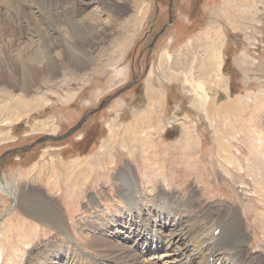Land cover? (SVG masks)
I'll return each mask as SVG.
<instances>
[{
  "label": "rangeland",
  "instance_id": "obj_1",
  "mask_svg": "<svg viewBox=\"0 0 264 264\" xmlns=\"http://www.w3.org/2000/svg\"><path fill=\"white\" fill-rule=\"evenodd\" d=\"M32 1L26 14L17 17L15 9L22 8L24 0L15 5L0 0V34L6 33L1 45L29 42L35 19L50 15L55 21L42 28L54 37L51 51L69 54L54 60L60 62L56 69L41 67L28 74L34 77L32 88L12 84L13 78H22L20 68L13 74L12 67H1L0 59V156L44 135L65 134L102 102L109 104L70 138L39 144L0 163V239L5 250L1 264H44L54 257L65 264L56 253L79 252V247L86 252L84 262L100 259L108 264L114 257L111 244L116 243L110 235H117L114 227L120 216H114L116 222L106 232L101 221L128 207L134 208L137 222L138 203L151 209L152 220L143 208L147 228L136 225L144 237L146 233L157 240L155 250L149 247L139 254L143 246L131 248L141 241L138 233L120 239V245L138 255V264H176L186 249L192 264H203L209 251L202 259L197 250L205 244L215 251L211 254L219 252L210 258L212 264H264V0H172L173 24L152 48L148 46L155 35L170 21L171 0ZM6 3L9 11L3 9ZM77 6L83 19L100 13L97 27H90L93 32L73 27L68 18L57 20L59 13ZM11 15L19 18L14 33L6 26L13 24ZM57 29H62L64 40ZM167 45L172 59L162 82L168 89L166 121L127 134L130 122L137 126L134 107L143 108L139 105L145 101V79ZM213 50L219 54L218 69L210 62L205 74L200 62ZM18 52L9 57L13 68ZM125 87L128 90L110 100ZM70 164L84 169L73 172ZM56 180L60 184L54 191L50 186ZM131 197L137 200L134 205ZM28 198L32 208L20 206ZM170 199L177 204L172 210L176 221L162 219L155 232L153 221L162 216L158 209ZM53 211L60 220L64 216L78 242L56 225L49 215ZM25 217L30 235L26 242L20 240L25 230L20 237L15 229ZM120 230L124 237L126 229ZM173 235L175 243L166 246ZM226 243L238 251H225Z\"/></svg>",
  "mask_w": 264,
  "mask_h": 264
},
{
  "label": "bare ground",
  "instance_id": "obj_2",
  "mask_svg": "<svg viewBox=\"0 0 264 264\" xmlns=\"http://www.w3.org/2000/svg\"><path fill=\"white\" fill-rule=\"evenodd\" d=\"M18 1L19 0H6V2H8V4H10V5H15V4H17L18 3ZM60 2H62V1H60ZM32 3H35L34 1H32V0H24V6L22 7V8H16L15 9V14H16V16L17 17H20V16H22V15H25L26 14V10L29 8V6H31L32 5ZM8 4L6 3V4H4V7H3V9H5V7L7 8V9H5L6 11H9V8H8ZM60 6L61 5H64V3H61V4H59ZM33 7V6H32ZM2 8V7H1ZM78 8H81V7H74V8H72V9H66V12H65V14H66V16H65V14L64 15H62V13H59L58 14V16L56 17L57 18V20H59V21H61V20H63V19H65V21H66V19L68 18V20L70 19V22H71V25L74 27V26H81V27H83V28H85V29H88V30H90V31H92L93 32V28L94 27H97L96 25H94V24H97L98 22H99V20H100V18L98 17V16H100V13L98 12V10H97V13H93V12H91V13H89V14H87V16L83 19L82 18V16H84V15H82L81 13H80V10L78 9ZM78 9V10H77ZM116 9V8H115ZM0 11H1V9H0ZM39 11V10H38ZM96 11V10H95ZM100 11V10H99ZM5 13V12H4ZM104 13H106V12H104ZM112 13V12H111ZM2 14V13H1ZM39 14V13H38ZM81 14V15H80ZM27 16V15H26ZM38 16V15H37ZM105 16H106V14H105ZM44 16H41V17H38V18H36L35 20H36V23H35V25H36V27L34 26V38H31V39H29V42H25L24 44H19L20 42H18V45H17V42H15V41H12V42H10L9 44H8V46H2L1 45V43L2 42H4V40H5V35H6V33H5V35L3 36L2 34H0V59H1V67H8V70L12 67V70H9V71H11L13 74H14V72H16V67H18V68H20V73L22 74V78L20 79V80H16L15 78H13V83L12 84H16V85H18V86H21L22 88H30V86H31V88L33 87V83H35L34 82V80H33V78H31V77H29L28 76V74H33V73H36V70H40V68L41 69H47L48 71H51V69H53V68H57L59 65V63L60 62H54V60L55 59H58V60H60L61 59V57L62 56H65V55H68L69 54V52H68V50H65V52H62V53H57V54H54L52 51H51V49H52V47L54 46V45H52V44H50V43H52L53 42V40H54V37L52 36V35H49V32L47 31L48 30V28L46 27V29L43 27L42 28V26H44V25H42L43 23H47L48 24V22H50L51 20H54L53 18L52 19H50V15H47L45 18H43ZM102 17V16H101ZM112 17V16H111ZM118 17V16H117ZM10 19H12L13 20V24H10L9 22H8V24L9 25H6V26H8V28H9V30L7 29V27H6V29H3V33L5 32V31H11L12 30V32L14 33L15 32V26H16V24H17V22H16V20H18V19H16L15 18V15H11L10 17H9ZM8 18V19H9ZM23 18V17H22ZM26 18V17H25ZM31 18V17H30ZM34 18V17H33ZM63 18V19H62ZM87 19H89V21H88V23H87ZM98 19V20H97ZM102 19V18H101ZM113 19V18H112ZM34 20V19H33ZM29 21V20H28ZM55 21V20H54ZM58 21V22H59ZM19 22V21H18ZM27 22V21H26ZM107 22H108V20H107ZM117 22V21H116ZM136 22V21H135ZM33 23V24H34ZM6 24V23H5ZM20 24V23H19ZM53 24V23H52ZM114 24H115V22H114ZM30 26V25H29ZM31 26H32V24H31ZM111 26V25H110ZM3 27V26H2ZM66 27H67V25H66ZM90 27L92 28V29H90ZM76 28V27H75ZM82 28V29H83ZM32 29V28H31ZM81 29V28H80ZM21 30V29H20ZM30 30V29H29ZM57 36L60 38V37H62V39L63 38H65V36L63 35V31H62V29H57ZM81 32V31H80ZM86 32V31H85ZM94 32H96V31H94ZM8 33H10V32H8ZM88 33V32H87ZM105 33V32H104ZM11 34V33H10ZM72 34V33H71ZM97 34V33H96ZM8 35V34H7ZM15 35V34H14ZM22 35V34H21ZM76 35V34H75ZM94 36V35H93ZM12 37V36H11ZM71 37V36H70ZM37 38V39H36ZM99 38V37H98ZM27 40V39H26ZM64 40V39H63ZM66 40V39H65ZM70 40V39H69ZM67 41V40H66ZM73 41V40H72ZM61 42V41H60ZM7 43V42H6ZM49 43V44H48ZM122 42H120V44H121ZM60 44V43H59ZM64 44H65V42H64ZM124 44V43H123ZM122 44V45H123ZM125 45V44H124ZM65 47V46H64ZM82 48V47H81ZM86 49V48H85ZM14 50H18L19 52V54H18V57H17V61H18V63H15V64H18V65H14V68H13V66H11V61L9 60V57H11L13 54H12V51H14ZM90 51V50H89ZM82 52V51H81ZM80 52V53H81ZM89 53V52H88ZM84 54H86V53H84ZM206 56H205V59H206V61L205 60H201V68H204V70H203V73H205V74H207L208 72H209V70H211V65H210V62H213V64H214V66L212 67V68H216L217 67V69H218V63H217V61H218V59H219V54L216 52V51H211V52H207L206 54H205ZM83 56V55H82ZM66 57V56H65ZM81 57V56H80ZM91 57H92V55H91ZM93 58V57H92ZM12 59V58H11ZM83 59V58H82ZM9 60V61H8ZM79 60H80V58H79ZM84 61V60H83ZM42 62H45L44 64L42 63ZM41 64V65H40ZM72 64V63H71ZM42 65H44V66H42ZM208 67L210 68L209 70H208ZM6 69V68H5ZM47 71V72H48ZM217 71V70H216ZM211 72V71H210ZM213 73H214V71H213ZM211 74H209L208 75V77L210 78V77H212V76H210ZM9 81V80H8ZM219 81V80H218ZM11 84V83H10ZM208 84V83H207ZM204 85V84H203ZM203 87V86H202ZM213 92V91H212ZM205 93V92H204ZM201 102V101H200ZM201 105V104H200ZM207 110H208V108H206ZM136 129V128H135ZM141 135V134H140ZM136 136H138L137 134H136ZM143 136V135H142ZM126 137V136H125ZM134 137V136H133ZM154 138V137H153ZM119 139V138H118ZM134 139V138H133ZM148 139V138H147ZM146 139V140H147ZM150 139V138H149ZM124 140V139H123ZM144 140V139H143ZM111 142H115V138H113V137H111ZM129 142V141H128ZM129 144H133V142L130 140V143ZM123 145V144H122ZM146 145V144H145ZM150 145V144H149ZM109 147V146H108ZM107 147V148H108ZM112 147V146H111ZM132 147V146H131ZM106 148V147H105ZM101 159H102V157H101ZM111 161V160H110ZM112 162V161H111ZM103 164V163H102ZM82 165V164H81ZM97 166V165H96ZM68 167H69V170H72V169H74L73 170V172H75V171H77V170H80V171H78V172H81V171H83V169L84 168H80L79 166H76V165H72V164H70V165H68ZM86 168V167H85ZM77 169V170H76ZM88 171H90V170H88ZM92 172V171H91ZM130 173V172H129ZM68 175V174H67ZM90 175H86V176H84V177H82L83 178V181L84 180H86V178H88ZM133 176V175H132ZM81 182L80 183V185L82 184H85V181L84 182ZM134 181V180H133ZM61 182V181H60ZM50 183V182H49ZM78 183V182H77ZM60 183H59V181L58 180H56V181H53L52 182V184H51V186H50V189H52V190H54V191H56V189H57V186L59 185ZM64 184H66V183H64ZM68 184H70V180H68L67 181V184L66 185H68ZM137 184V183H136ZM6 183H4V187L3 188H5L6 187ZM10 185V184H9ZM74 185H75V183H74ZM131 186V185H130ZM133 187H131V188H134V184L132 185ZM137 187V186H136ZM139 187V186H138ZM123 190L125 189V187H123L122 188ZM130 189V188H129ZM128 189V190H129ZM123 190H122V192H123ZM73 194V193H72ZM130 194V193H129ZM70 196V195H69ZM128 197V196H127ZM154 198V197H153ZM131 199H132V203H133V205L135 204V203H137V200L135 199V197H131ZM147 199V198H146ZM167 199V198H166ZM130 200V199H129ZM156 200V199H155ZM141 201V200H140ZM144 202V201H143ZM153 202V201H152ZM155 202V201H154ZM36 204V203H35ZM38 204V203H37ZM42 204V203H41ZM154 204V203H153ZM156 204V203H155ZM154 204V205H155ZM24 204H20V206H23ZM138 209H137V216H138V218H139V221H137V222H140L141 224H142V226L144 227L145 226V228H147V223H146V220L148 221V219L146 218H144V209L143 208H145V210L146 211H148V217H149V219L150 220H152V218L150 217L151 215H152V213H151V209L150 208H147L146 206H145V203L144 204H140V203H138ZM162 207H160L159 209H158V207H155V208H157L160 212H158L159 214H162V216L159 218L160 220L158 221L157 219L156 220H154L153 221V224H154V226L153 227H155V232H158L157 231V229H156V226H158V222H161V220L162 219H165V221H167L166 223H171V222H169L168 220L169 219H171V220H173V221H176V219H175V212L174 211H172L173 209H176V207H177V204H176V202L175 201H173V199H170V203L169 204H162L161 205ZM165 206L167 207V208H170V211L169 210H166L165 209ZM179 206V205H178ZM187 209L188 208H191V206H188V205H186L185 206ZM121 208V207H120ZM120 208H118L117 209V213H114V215H112V216H110L109 218V221L108 220H106V223H103V221H105L104 219L101 221V223H102V227H103V230L106 232V229H107V226H110L111 224H114V222H116V220H114L115 219V217H117V216H120V218L118 219L119 220V225H115V227H114V230H115V233L117 234V235H115L114 233H112L110 236H112V237H114V241H116V243L115 244H111V242H109L110 244H111V248H113V250H114V257L112 258V259H110L109 261H107V263L108 264H138V259H140V258H138V255H136L134 252H132L131 251V249L130 248H127L126 246H124V245H120V239H126V240H130L132 237V235H134V233H138V239H140L141 241H139L140 243H139V245H136L137 243H135V242H137V241H135L134 242V244L131 246V248H135V250H137L136 249V247L137 248H140L141 246H143L142 247V249H141V251L142 252H140L139 251V254H142V253H144L145 252V250H147L149 247L151 248V247H153V249L155 250L156 249V246H155V244L154 243H156L157 242V240L156 239H151V237H150V235L149 234H146L145 233V237L143 236V232L144 231H141L140 232V228L141 227H138L136 224H137V222H136V220H135V216H133V214L134 213H132V211H133V209H131V208H128V207H125V210L124 211H122V210H120ZM26 209V208H25ZM124 209V208H123ZM150 211V212H149ZM136 212V211H135ZM234 212V211H233ZM25 215V214H24ZM49 215H51V218H53L55 221H57V223H56V225L57 226H59V228H61L62 229V232L64 233V231L66 230V232L64 233L68 238H70V239H73V240H75L76 242H78V240H76L73 236H72V233H71V230H70V227H69V225H68V222H67V220L64 218V216H62V219L60 220V219H58L57 218V216L56 215H58L59 216V214H57L55 211L52 213V214H50L49 213ZM61 215V214H60ZM115 216V217H114ZM34 217V216H33ZM23 223H24V221H23ZM61 223H63V227H60V224ZM23 225V224H22ZM37 226H38V224H37ZM120 226L121 227H123V228H125L126 230H125V233H126V235L124 236V237H122V235H121V230L119 231V228H120ZM240 226V225H239ZM109 230V229H108ZM58 233V232H57ZM106 234V233H105ZM158 235H160L161 236V233H159ZM203 236V235H202ZM137 237V236H136ZM172 238H170V239H167L166 241H165V245L166 246H169L170 244L172 245V244H174L175 243V239L176 238H174V235L173 236H171ZM108 238V237H107ZM138 239H136V240H138ZM151 239V240H150ZM235 239V238H234ZM159 240H161L162 242L164 241V238H163V240H162V236H161V239H159ZM71 241V240H70ZM156 241V242H155ZM230 241V240H229ZM68 243V242H67ZM74 243V242H73ZM80 243V242H79ZM76 244V243H75ZM109 244V245H110ZM108 245V246H109ZM157 245V244H156ZM76 246V245H75ZM211 246V245H210ZM49 247V246H48ZM197 248V247H196ZM77 249V248H76ZM160 249V248H159ZM225 251H233V252H236V250H235V248H233V247H230V245L228 244V243H226V245H225V247L223 248ZM112 250V251H113ZM209 251L208 253V255H206V256H204V262H203V264H212L211 263V257H212V260H214L215 259V257H217L218 256V254H219V252L216 254V256H215V253H213V254H211L212 253V251H214L213 250V248H210L208 245H199V248H198V250H197V255H198V257L197 258H202L203 257V254L204 253H207L206 251ZM138 251V250H137ZM136 251V252H137ZM238 251V250H237ZM22 252V251H21ZM51 252V251H50ZM156 252V251H155ZM215 252V251H214ZM217 252V251H216ZM85 250H83L81 247H79V252H77V251H69V252H66V251H59V252H57L56 253V255L57 254H59V257H57V259L59 260H62L63 259V261L65 262V264H105L106 262H103L102 260H100V259H94V262L93 263H90V262H88V261H83V259H84V257L86 256L85 255ZM157 253V252H156ZM21 254V253H20ZM19 254V255H20ZM56 255H54V256H56ZM72 255L73 256H75V257H77V259H79V261L81 262V263H79V262H76L75 260H73V258H72ZM3 256H4V253H3V248H2V246L0 245V264L2 263V260H3ZM58 256V255H57ZM61 256H63L62 258H61ZM113 256V255H112ZM165 255H161L160 256V259L161 258H163ZM201 256V257H200ZM157 257V256H156ZM155 257V258H156ZM167 257V256H166ZM178 258H179V261L176 263V264H192V262L194 261L193 260V257L190 255V251H188L187 249L186 250H184V251H181L180 253H179V255L177 256ZM44 258V257H43ZM55 258V257H54ZM54 258L52 259V258H49V260L50 261H48L47 263L46 262H43L44 264L46 263V264H59V263H57V261H54ZM86 258V257H85ZM75 259V258H74ZM157 259V258H156ZM196 259V258H195ZM203 259V258H202ZM38 261V260H37ZM41 260L39 259V262H40ZM46 261V260H45ZM42 262V261H41ZM60 262V261H59Z\"/></svg>",
  "mask_w": 264,
  "mask_h": 264
},
{
  "label": "crops",
  "instance_id": "obj_3",
  "mask_svg": "<svg viewBox=\"0 0 264 264\" xmlns=\"http://www.w3.org/2000/svg\"><path fill=\"white\" fill-rule=\"evenodd\" d=\"M140 16V15H139ZM123 43L119 44V46L123 47ZM171 46L167 45V50L163 49L157 56L155 65L152 67V70L150 73H148L145 83H144V103L139 105L142 106L143 108H138V106L134 107V117L137 122V126H134L132 122H130V126L133 127H128L127 134H130V132H134L135 130L137 131L140 128H147L148 125H150V122H156V121H161L165 122L166 121V113H167V105L166 101L164 100V94H168V89L163 87L162 82L166 81L164 80V77H166L165 72H166V63L171 61ZM168 83V82H167ZM65 86V85H64ZM121 104H124L122 102ZM137 108V109H136ZM139 110L142 111L140 116H138ZM140 123V124H139ZM143 124V125H141ZM136 128V129H135ZM115 132L114 129H112L111 134ZM39 175V174H38ZM25 178L19 179L20 182L24 180ZM23 207H30L32 208V203L31 199L28 198L26 200V205H23ZM54 212V211H53ZM52 212V213H53ZM26 217L21 220V224L19 227H16L15 229H18L20 231V237L22 236V232L25 230L24 239H20L21 241L27 240L30 241V235L27 233V221ZM23 221H25L23 223ZM29 222V221H28ZM23 224V225H22ZM37 226V225H36ZM31 227L29 226L28 230ZM8 229V228H7ZM30 231V230H29ZM3 242V241H2ZM1 239H0V245L3 248V253L5 255V250L4 246L2 245ZM28 244V242H27Z\"/></svg>",
  "mask_w": 264,
  "mask_h": 264
},
{
  "label": "water",
  "instance_id": "obj_4",
  "mask_svg": "<svg viewBox=\"0 0 264 264\" xmlns=\"http://www.w3.org/2000/svg\"><path fill=\"white\" fill-rule=\"evenodd\" d=\"M169 8H170V10H169L170 21L168 22V24L163 26L161 28V30L155 35L154 39L152 40V42L148 46L149 48H152L156 44L158 38H160L164 34L166 29L173 24V20L174 19H173V1L172 0L170 2V7ZM129 87H125V88L121 89L120 91H118L117 93H115L110 100L119 97L122 93H124L126 90H128ZM108 104H109V101L102 102L98 108H96L95 110H92L89 114L84 116L79 121V123L76 126L72 127L65 134H62L60 136H53V135H50V134L44 135V136L38 138L37 140H35L30 145L8 150L2 156H0V163H2L9 156H15V155H18V154L27 153V152L31 151L35 146H37L39 144L46 143V142L58 143V142H62L64 140L70 138L72 135L77 133L82 128V126L85 124V122L87 121L89 116H92V115H95V114L101 112ZM7 193H9L8 190H7ZM10 196H11V194H10Z\"/></svg>",
  "mask_w": 264,
  "mask_h": 264
},
{
  "label": "trees",
  "instance_id": "obj_5",
  "mask_svg": "<svg viewBox=\"0 0 264 264\" xmlns=\"http://www.w3.org/2000/svg\"><path fill=\"white\" fill-rule=\"evenodd\" d=\"M94 134H97V133H94ZM99 134H104V132H100ZM80 154H85V152H81Z\"/></svg>",
  "mask_w": 264,
  "mask_h": 264
}]
</instances>
